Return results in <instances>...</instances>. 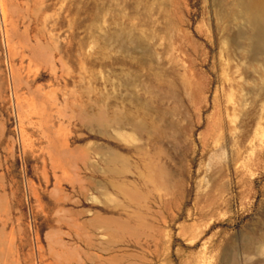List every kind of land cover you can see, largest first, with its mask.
I'll return each mask as SVG.
<instances>
[{
  "label": "rangeland",
  "instance_id": "rangeland-1",
  "mask_svg": "<svg viewBox=\"0 0 264 264\" xmlns=\"http://www.w3.org/2000/svg\"><path fill=\"white\" fill-rule=\"evenodd\" d=\"M261 9L0 0L19 257L58 205L124 222L127 264H264Z\"/></svg>",
  "mask_w": 264,
  "mask_h": 264
},
{
  "label": "crops",
  "instance_id": "crops-1",
  "mask_svg": "<svg viewBox=\"0 0 264 264\" xmlns=\"http://www.w3.org/2000/svg\"><path fill=\"white\" fill-rule=\"evenodd\" d=\"M14 163L15 135L0 112V264H127L130 253L124 247H116L114 241L116 224L124 222L108 216L85 219L83 209L58 205L49 213L51 223L45 229L42 248L35 234L29 242L27 258L19 257L15 186L8 180ZM37 207L47 215V208Z\"/></svg>",
  "mask_w": 264,
  "mask_h": 264
},
{
  "label": "bare ground",
  "instance_id": "bare-ground-1",
  "mask_svg": "<svg viewBox=\"0 0 264 264\" xmlns=\"http://www.w3.org/2000/svg\"><path fill=\"white\" fill-rule=\"evenodd\" d=\"M255 8H256V7H255ZM254 11H255V10H254ZM255 15L258 16V21H259L258 24L261 25V36L264 37V13H263L262 9L259 10L258 15H257V14H255ZM253 16H254V15H253ZM253 18H254V17H253ZM263 250H264V249H263Z\"/></svg>",
  "mask_w": 264,
  "mask_h": 264
}]
</instances>
